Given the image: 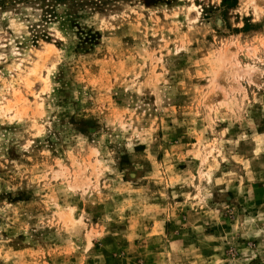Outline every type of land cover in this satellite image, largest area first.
<instances>
[{
	"label": "rangeland",
	"instance_id": "374dc122",
	"mask_svg": "<svg viewBox=\"0 0 264 264\" xmlns=\"http://www.w3.org/2000/svg\"><path fill=\"white\" fill-rule=\"evenodd\" d=\"M95 1L0 9V264H264V0Z\"/></svg>",
	"mask_w": 264,
	"mask_h": 264
},
{
	"label": "trees",
	"instance_id": "16d2710c",
	"mask_svg": "<svg viewBox=\"0 0 264 264\" xmlns=\"http://www.w3.org/2000/svg\"><path fill=\"white\" fill-rule=\"evenodd\" d=\"M227 1V0H224ZM237 0H234V3ZM24 2L30 4V7H26L27 12L32 19L30 22L31 29L34 32V37L47 36L46 29L53 24L57 18V7L60 5L71 6V8H77V10L84 11L89 6L99 7L98 2L91 0L89 2H80V0H0V9L8 6L17 5V3ZM233 3V4H234ZM77 16V15H76ZM30 18V17H29ZM36 19V21H35Z\"/></svg>",
	"mask_w": 264,
	"mask_h": 264
},
{
	"label": "bare ground",
	"instance_id": "6f19581e",
	"mask_svg": "<svg viewBox=\"0 0 264 264\" xmlns=\"http://www.w3.org/2000/svg\"><path fill=\"white\" fill-rule=\"evenodd\" d=\"M49 46H51V45H49Z\"/></svg>",
	"mask_w": 264,
	"mask_h": 264
}]
</instances>
